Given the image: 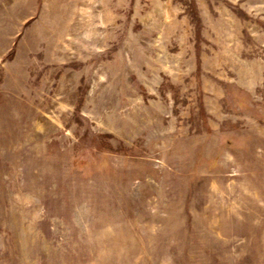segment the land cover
Returning <instances> with one entry per match:
<instances>
[{"label": "rangeland", "instance_id": "obj_1", "mask_svg": "<svg viewBox=\"0 0 264 264\" xmlns=\"http://www.w3.org/2000/svg\"><path fill=\"white\" fill-rule=\"evenodd\" d=\"M0 264H264V0H0Z\"/></svg>", "mask_w": 264, "mask_h": 264}]
</instances>
